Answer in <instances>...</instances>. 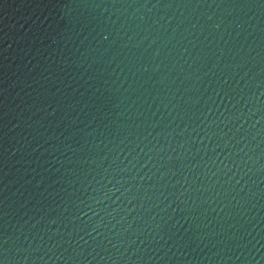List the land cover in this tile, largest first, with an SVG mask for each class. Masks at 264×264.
<instances>
[{"label":"water","instance_id":"1","mask_svg":"<svg viewBox=\"0 0 264 264\" xmlns=\"http://www.w3.org/2000/svg\"><path fill=\"white\" fill-rule=\"evenodd\" d=\"M2 264H264V0H0Z\"/></svg>","mask_w":264,"mask_h":264},{"label":"snow or ice","instance_id":"2","mask_svg":"<svg viewBox=\"0 0 264 264\" xmlns=\"http://www.w3.org/2000/svg\"><path fill=\"white\" fill-rule=\"evenodd\" d=\"M0 264H2V262H0Z\"/></svg>","mask_w":264,"mask_h":264}]
</instances>
